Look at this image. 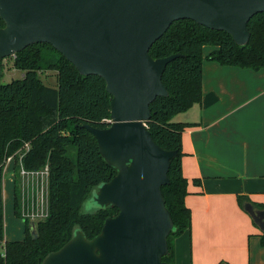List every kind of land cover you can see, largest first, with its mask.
<instances>
[{"label": "water", "instance_id": "obj_1", "mask_svg": "<svg viewBox=\"0 0 264 264\" xmlns=\"http://www.w3.org/2000/svg\"><path fill=\"white\" fill-rule=\"evenodd\" d=\"M261 12L264 0H0V61L31 43L47 42L80 74L102 77L111 95L110 125L82 126L116 169L90 198L118 212L91 239L76 228L37 264H168L162 256L173 224L161 187L176 150L156 144L145 123L150 103L168 94L162 73L180 53L153 58L149 48L181 19L226 31L244 45L249 20ZM244 209L264 232V209L250 203ZM28 228L35 238V222Z\"/></svg>", "mask_w": 264, "mask_h": 264}, {"label": "trees", "instance_id": "obj_2", "mask_svg": "<svg viewBox=\"0 0 264 264\" xmlns=\"http://www.w3.org/2000/svg\"><path fill=\"white\" fill-rule=\"evenodd\" d=\"M3 25L0 18V27ZM248 28V42L239 45L226 31L181 19L173 21L149 48L153 58L180 53L165 66L161 79L168 94L157 96L150 103L151 116L145 123L156 144L165 150H176L169 161L168 182L161 187L173 224L167 236L168 250L162 256L168 264H174L175 238L191 223L190 209L184 202L187 179L181 168V133L191 123L176 122L172 117L200 102L203 46H216L205 58L221 65L253 70L264 67V12L254 15ZM13 66L22 70V76L0 82V245L3 167L12 154L14 213L23 220L25 228L21 240L3 242L0 264H37L65 244L76 228L91 239L101 231L105 218L118 212L114 205L91 212L82 210L97 185L116 174V169L101 156L94 136L82 126L110 125L111 95L102 77L80 74L47 42L31 43L16 52ZM42 69L56 71L55 86L42 82L38 75ZM24 143H28L26 150ZM18 152H23L21 161L25 169H39L47 164L49 170L48 213L35 222V238L28 228L29 219L22 218L19 212ZM242 201L240 198L241 205ZM260 243L264 244V232L260 234Z\"/></svg>", "mask_w": 264, "mask_h": 264}, {"label": "crops", "instance_id": "obj_3", "mask_svg": "<svg viewBox=\"0 0 264 264\" xmlns=\"http://www.w3.org/2000/svg\"><path fill=\"white\" fill-rule=\"evenodd\" d=\"M215 48L202 47L200 102L172 117L191 123L181 133L191 223L174 240V264H264L261 229L244 209H264V67L206 59Z\"/></svg>", "mask_w": 264, "mask_h": 264}, {"label": "rangeland", "instance_id": "obj_4", "mask_svg": "<svg viewBox=\"0 0 264 264\" xmlns=\"http://www.w3.org/2000/svg\"><path fill=\"white\" fill-rule=\"evenodd\" d=\"M0 64H1L0 82L3 83L9 82L12 79L20 78L22 76V70L13 66V55L3 58L0 61ZM38 75L41 78L42 82L45 83L46 85L55 86L56 84L55 70L42 69L41 71H38ZM13 162L14 161H12V163ZM11 170H13V164L7 163L3 175V179H4L3 191H2L3 241L0 245V253H3V242L5 240H21L24 237L25 224L23 220L14 213V207H13L14 189H13V182L9 178ZM17 183H18V178H16V186ZM98 207L99 206L94 200L88 198L84 201L82 205V210L91 212Z\"/></svg>", "mask_w": 264, "mask_h": 264}, {"label": "built area", "instance_id": "obj_5", "mask_svg": "<svg viewBox=\"0 0 264 264\" xmlns=\"http://www.w3.org/2000/svg\"><path fill=\"white\" fill-rule=\"evenodd\" d=\"M110 122V118L108 119ZM28 148L24 143L23 149ZM23 152H18V178L19 212L22 218L34 222L43 219L48 213V175L47 164L39 169H25L21 158ZM13 159V155L7 157L6 162ZM6 164V163H5Z\"/></svg>", "mask_w": 264, "mask_h": 264}]
</instances>
